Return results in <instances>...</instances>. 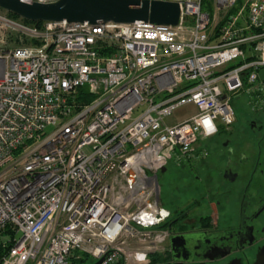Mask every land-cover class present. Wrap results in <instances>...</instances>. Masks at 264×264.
<instances>
[{"label": "built area", "instance_id": "1", "mask_svg": "<svg viewBox=\"0 0 264 264\" xmlns=\"http://www.w3.org/2000/svg\"><path fill=\"white\" fill-rule=\"evenodd\" d=\"M176 1L175 25L0 17L13 36L0 53V238L12 241L0 264H152L166 248L157 173L233 121L232 97L264 101V0Z\"/></svg>", "mask_w": 264, "mask_h": 264}, {"label": "flooded vegetation", "instance_id": "2", "mask_svg": "<svg viewBox=\"0 0 264 264\" xmlns=\"http://www.w3.org/2000/svg\"><path fill=\"white\" fill-rule=\"evenodd\" d=\"M177 168L183 174L178 177L183 181L177 190L181 196L170 180L174 189L168 197L166 248L152 263L253 264L264 246V101L258 105L246 101L227 127ZM165 173L166 169L161 176ZM198 207L203 212L193 216ZM173 235L190 236L177 245L180 260L170 249Z\"/></svg>", "mask_w": 264, "mask_h": 264}, {"label": "water", "instance_id": "3", "mask_svg": "<svg viewBox=\"0 0 264 264\" xmlns=\"http://www.w3.org/2000/svg\"><path fill=\"white\" fill-rule=\"evenodd\" d=\"M0 9L6 13L31 22H98L130 23L136 20L157 24L175 25L179 19V2L176 0H55L53 2L25 3L19 0H0ZM264 78V70L260 71ZM161 168V172L165 171ZM190 240L188 235H173L169 239L173 257L177 245ZM186 260L184 258H181ZM99 259L93 264H98ZM171 264V263H152ZM182 264V263H175ZM229 264H242L233 260ZM253 264H264V246L257 253Z\"/></svg>", "mask_w": 264, "mask_h": 264}, {"label": "rangeland", "instance_id": "4", "mask_svg": "<svg viewBox=\"0 0 264 264\" xmlns=\"http://www.w3.org/2000/svg\"><path fill=\"white\" fill-rule=\"evenodd\" d=\"M6 14L7 13L5 11L1 10L0 17H5L9 20L14 21L13 19L9 18ZM15 21H17V20H15ZM8 31H10L9 27L5 24V21L0 18V53L8 51L11 47V41H12L11 39L13 36L11 34H7ZM5 36H6V40H5ZM246 101H247L246 97L245 98L241 97V96L232 97L231 104L233 106L234 112L236 113V112L240 111L241 109H243L246 106ZM194 111H195V108L192 105L181 106V107L177 108L172 113V115L167 118L166 121L169 124L175 123L177 121H180V120L186 118L188 115H190ZM49 130H50V128L46 129V131H49ZM180 171L181 170L179 168H177V165H175L172 162H169L166 165V173L164 175L161 176L160 172L157 173V180L160 183L159 184V191H160L159 195L161 198V203L166 208H171V204L168 200V197H170V193L174 189L172 184L169 185L170 180L174 181L175 190H176L175 192L179 196H181L180 193L177 191L182 187V182H183L181 180V178H178V177L183 176V174ZM202 212H203V208L198 207L197 209H194L192 213H193V216H199V214H201ZM6 238L7 237H2L3 240L8 239V238L7 239Z\"/></svg>", "mask_w": 264, "mask_h": 264}, {"label": "trees", "instance_id": "5", "mask_svg": "<svg viewBox=\"0 0 264 264\" xmlns=\"http://www.w3.org/2000/svg\"><path fill=\"white\" fill-rule=\"evenodd\" d=\"M9 18L13 19V20H18V21H22L23 23H26V24H33L35 26H41L42 25V22L39 21V22H31V21H27V20H24V19H20L18 18L17 16L15 15H12L10 13H7L6 14ZM78 99L79 100H82L83 102H89L91 99H92V96L86 94L84 91H80V95L78 96ZM7 234V233H6ZM12 234H8V237L9 238H12ZM2 237H7V236H2ZM2 237L0 238V260L1 258L3 257V255L7 252V250L9 249V247L11 246L12 244V241L7 239V240H3ZM157 255H152L151 256V260L153 262L157 261Z\"/></svg>", "mask_w": 264, "mask_h": 264}, {"label": "clouds", "instance_id": "6", "mask_svg": "<svg viewBox=\"0 0 264 264\" xmlns=\"http://www.w3.org/2000/svg\"><path fill=\"white\" fill-rule=\"evenodd\" d=\"M141 259H144V257H141Z\"/></svg>", "mask_w": 264, "mask_h": 264}]
</instances>
